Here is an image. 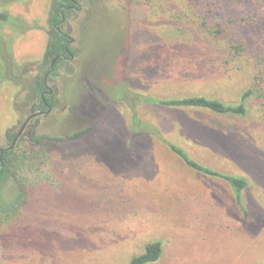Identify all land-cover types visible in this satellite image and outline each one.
Listing matches in <instances>:
<instances>
[{
	"label": "rangeland",
	"instance_id": "1",
	"mask_svg": "<svg viewBox=\"0 0 264 264\" xmlns=\"http://www.w3.org/2000/svg\"><path fill=\"white\" fill-rule=\"evenodd\" d=\"M52 1L0 0V149L41 99ZM194 1L79 0L83 11L63 26L76 58L49 83L56 107L19 138L14 178L0 188L4 205L31 193L0 214V264H130L157 242L163 255L151 264H264V96L254 92L244 116L135 101L240 105L264 76L260 55L226 57L209 43ZM136 118L202 165L245 178L244 210L227 182L137 134ZM92 126L64 145L30 142Z\"/></svg>",
	"mask_w": 264,
	"mask_h": 264
},
{
	"label": "trees",
	"instance_id": "2",
	"mask_svg": "<svg viewBox=\"0 0 264 264\" xmlns=\"http://www.w3.org/2000/svg\"><path fill=\"white\" fill-rule=\"evenodd\" d=\"M72 0H53L49 17L50 32L49 41L47 44L44 66L48 67L57 56L66 55L67 37L58 32L55 24L62 22V13L65 18L70 17V11L64 8L69 7ZM194 9L197 13L196 17L199 21V28L210 39L209 43L214 47H220V52L223 56L239 57L243 54H252L254 56H261L258 59V69L261 75L264 73V40L261 35L264 33V0H195ZM3 19L7 16L2 15ZM60 26V25H59ZM206 37V38H207ZM207 38V39H208ZM213 48V49H214ZM74 54V50H71ZM64 60L60 58L55 66L53 76H57L58 68ZM50 69V68H49ZM253 91H249L243 96V103L240 105L225 104L217 99H211L205 96H192L182 99H168L160 100L155 98H147L143 95H135V101L140 105H153L155 107H167L176 109H200L207 110L218 115H235L244 116L248 113V108L245 101L258 93L264 96V76L257 79ZM37 89L40 93L45 91L44 77L37 81ZM255 92V93H254ZM47 102L55 107L56 102L51 97H46ZM37 111L46 110L43 99H39L36 108ZM137 119V118H136ZM95 126L89 127L71 134L68 137H54L50 135H34L30 138V142L36 148L45 146L64 145L70 141H77L89 134ZM137 127V134L146 135L157 139L159 142L165 144L169 150L182 160L192 170L208 177L216 178L227 182L233 189L237 204L244 210L243 193L249 186V182L242 177L224 174L220 171L211 169L194 160L188 152L167 141L163 137V133L158 128L150 124L143 123L140 119L135 121V128ZM141 128L142 130H138ZM17 134L11 131L7 132L9 140V149H0V188L12 178H14V167L18 161L15 154V147L13 142ZM31 197V193L24 189L18 197L11 201V203L4 205L0 193V214L11 215L16 211L22 203L27 202V198ZM12 212V213H11ZM163 255V246L161 242L150 244L146 251L134 258L130 264H151L158 262Z\"/></svg>",
	"mask_w": 264,
	"mask_h": 264
},
{
	"label": "flooded vegetation",
	"instance_id": "3",
	"mask_svg": "<svg viewBox=\"0 0 264 264\" xmlns=\"http://www.w3.org/2000/svg\"><path fill=\"white\" fill-rule=\"evenodd\" d=\"M66 11H70V16H72V15H74V14H77V15H80V13L83 11V6L81 5V3L79 2V0H72V4L69 6V7H65L64 8ZM62 17H63V19H62V22L58 25V24H55L54 26H55V28H56V30L58 31V32H60V33H62L63 35H65L66 37H67V44H66V52H67V54L66 55H63V56H57V57H55V59H57L56 61H55V59L51 62V64L49 65V67H47L46 68V74H45V76H44V85H45V91H43L42 93H41V98L43 99V101H44V103H45V106H46V110H44V111H37V112H42L43 114L42 115H40V116H44V115H48V114H50L51 112H53L54 111V109H55V107H53V106H51L48 102H47V100H46V97H51V98H53L54 99V97H55V94H56V92H55V89L54 88H52L51 86H50V81L52 80V77H53V73L55 72V66H56V64L58 63V61L60 60V58H62L64 61L63 62H61V64L62 63H65V62H69V61H74L75 60V58H76V54H74L71 50H74V45H75V43H76V39L74 38V37H72V35H71V33L70 32H65L64 30H63V26H64V24L66 23V22H68L69 21V18L68 19H66L65 17V14L64 13H62ZM48 41H49V38H48ZM47 44H48V42H47ZM46 48H47V46H46ZM50 68V69H49ZM37 112H34V113H37ZM33 113V114H34ZM31 116V115H30ZM29 116V117H30ZM40 116H38V117H40ZM28 117V118H29ZM37 117V118H38ZM27 118V119H28ZM27 119H26V121L24 122V124L27 122ZM34 119H36V118H34ZM34 119H32V120H30V122L28 123V125H27V127L29 126V124L34 120ZM23 124V125H24ZM23 125H22V127H23ZM21 127V128H22ZM27 127H26V129H27ZM25 129V130H26ZM20 131H21V129H20ZM19 131V132H20ZM19 132L17 133V136H18V134H19ZM25 132V131H24ZM24 132H23V134H24ZM22 134V135H23ZM17 138V137H16ZM16 138H15V140H16ZM15 140H14V142H15ZM19 140V139H18ZM14 142H13V144H14ZM18 142V141H17ZM13 147V146H12ZM7 149H9V148H7Z\"/></svg>",
	"mask_w": 264,
	"mask_h": 264
},
{
	"label": "water",
	"instance_id": "4",
	"mask_svg": "<svg viewBox=\"0 0 264 264\" xmlns=\"http://www.w3.org/2000/svg\"><path fill=\"white\" fill-rule=\"evenodd\" d=\"M56 60H57V59H55V61H56ZM42 114H43L42 112H37V113L32 114V115L27 119V122L23 125V127L21 128V131L19 132V134H18V136H17V138H16V140H15V142H14V144H13V147L16 146L18 139L22 136V134H23V132L25 131V129H26L28 123L30 122V120H32V119H34V118H37L38 116H40V115H42Z\"/></svg>",
	"mask_w": 264,
	"mask_h": 264
}]
</instances>
